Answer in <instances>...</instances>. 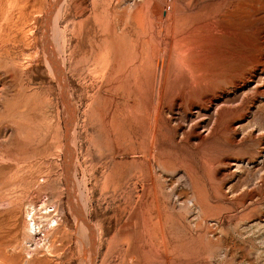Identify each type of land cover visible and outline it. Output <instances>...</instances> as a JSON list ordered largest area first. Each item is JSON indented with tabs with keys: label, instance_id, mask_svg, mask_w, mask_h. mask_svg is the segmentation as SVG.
<instances>
[{
	"label": "rangeland",
	"instance_id": "rangeland-1",
	"mask_svg": "<svg viewBox=\"0 0 264 264\" xmlns=\"http://www.w3.org/2000/svg\"><path fill=\"white\" fill-rule=\"evenodd\" d=\"M143 1L0 0V240L17 227L0 264H264V75L220 84L202 115L175 110L176 149L195 175L208 165L217 207L198 217L180 169L157 170L170 212L164 234L141 231L149 171L109 123L125 108L120 84L131 64L115 61L103 24ZM220 110L225 138L210 120ZM190 129L200 135L190 138L195 150L182 142ZM29 209L37 233L26 227ZM169 223L185 250L175 256L161 239Z\"/></svg>",
	"mask_w": 264,
	"mask_h": 264
},
{
	"label": "bare ground",
	"instance_id": "bare-ground-1",
	"mask_svg": "<svg viewBox=\"0 0 264 264\" xmlns=\"http://www.w3.org/2000/svg\"><path fill=\"white\" fill-rule=\"evenodd\" d=\"M103 26L115 61L131 64L129 68L126 66L123 75L127 79L120 84L125 108L118 107L116 111L120 113L109 123L118 127L117 137L121 136L132 153L139 154V165L149 171L153 187L151 199L144 201L146 195H141L138 201L141 231L150 236L164 234L162 211L163 208L170 211L167 205L164 207L166 200L155 183L157 170L180 169L181 177L192 190V195L184 201L197 209L198 217L217 207L210 202L217 195L213 194L214 178L208 165L201 174L195 175V166L176 149L179 123L171 125L172 114L181 108L183 113L197 109L196 116L202 115L200 112L207 104L218 98L220 84L239 87L252 76L264 75V0H144L129 12L111 13ZM176 114L181 123L185 115ZM226 115L227 110H220L210 116L215 123L213 131L222 133L224 138ZM258 118L264 119V110ZM120 122L125 126L119 128ZM195 136L200 135L193 129L184 132V146L195 150L190 143V138ZM143 202L150 203L151 214L145 213ZM25 213L28 230L33 228L34 233L39 232V228L36 232L32 209ZM16 228L13 222L9 223L0 245L13 246L17 242ZM170 235L169 223L161 238L169 246L166 250L174 256L185 252Z\"/></svg>",
	"mask_w": 264,
	"mask_h": 264
}]
</instances>
